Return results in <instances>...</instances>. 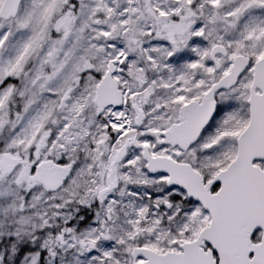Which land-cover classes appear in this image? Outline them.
<instances>
[{"label": "snow or ice", "instance_id": "snow-or-ice-1", "mask_svg": "<svg viewBox=\"0 0 264 264\" xmlns=\"http://www.w3.org/2000/svg\"><path fill=\"white\" fill-rule=\"evenodd\" d=\"M0 264H264V0H0Z\"/></svg>", "mask_w": 264, "mask_h": 264}]
</instances>
